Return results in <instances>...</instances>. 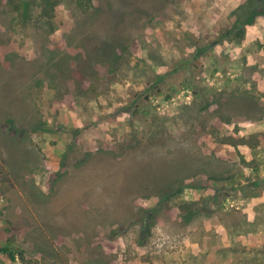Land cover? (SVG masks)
I'll return each instance as SVG.
<instances>
[{"label": "rangeland", "instance_id": "rangeland-1", "mask_svg": "<svg viewBox=\"0 0 264 264\" xmlns=\"http://www.w3.org/2000/svg\"><path fill=\"white\" fill-rule=\"evenodd\" d=\"M262 4L0 0V264H264Z\"/></svg>", "mask_w": 264, "mask_h": 264}, {"label": "trees", "instance_id": "trees-1", "mask_svg": "<svg viewBox=\"0 0 264 264\" xmlns=\"http://www.w3.org/2000/svg\"><path fill=\"white\" fill-rule=\"evenodd\" d=\"M262 7H263V11L261 13H254V11L252 10V11H250L248 13V15L246 16V18H248V16H250V17H252V16H259V15L264 16V4H262ZM249 21L247 22V24L249 23ZM0 251L3 252L9 258V260H11V261L14 260V255L10 251H8L6 249H0Z\"/></svg>", "mask_w": 264, "mask_h": 264}]
</instances>
